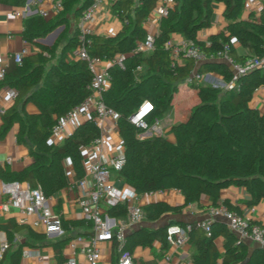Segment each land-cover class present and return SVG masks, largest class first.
I'll return each instance as SVG.
<instances>
[{"label":"trees","instance_id":"16d2710c","mask_svg":"<svg viewBox=\"0 0 264 264\" xmlns=\"http://www.w3.org/2000/svg\"><path fill=\"white\" fill-rule=\"evenodd\" d=\"M27 0H0L15 9L25 7ZM62 4L61 13L53 20L41 15L24 19L23 38L37 45L39 52L26 56L21 65L11 61L4 83L18 91L16 101L2 114L3 126L0 138L19 122V143L30 141L31 164L19 173L0 169V180L21 181L32 188H39L46 198L74 185L68 179V170L74 181L84 175L81 148L99 137L100 130L93 117L83 122L61 144L49 143V136L58 119L90 94L92 80L87 64L80 60H60L46 71V65L54 56L56 45L46 47L37 44L58 23H65L68 14L83 0H56ZM85 3L76 11L82 15L90 4ZM247 0H176L173 8L160 21L155 35L156 50L136 52L137 44L146 37L143 22L154 10L157 0H116L113 14L123 25L122 30L111 37L93 35L89 54L113 62L123 55L122 65L113 62L108 67L110 86L102 94L106 105L119 113V134L124 144L125 163L116 177L126 183L136 195L176 190L184 198L183 206H172L163 201L150 202L143 209L146 221H157L166 213L178 214L188 205L200 204L203 197L210 207L225 206L242 214L229 200H221V192L231 187L243 188L250 196L245 204L258 205L264 199V112L250 105L255 92L264 87V68H256L235 79L233 71L221 60L196 64L193 59L182 57V64H175L170 51L165 48L174 34L185 41H193L208 55L216 54L228 46L229 55L236 62L264 55V9L259 15L250 12L243 18ZM264 5V0H262ZM224 6L225 29L213 34L208 41L198 38L199 32L209 28L214 15V5ZM134 14L132 18L131 14ZM76 45V30L72 35ZM238 48L247 54H238ZM141 67V70L138 68ZM216 75L225 84L234 82L225 92L212 84H201L194 74ZM188 83L196 89V102L188 110L186 119L171 128L175 139L153 136L139 139L142 129L130 121L145 101L153 105L148 121L162 119L173 107V99L180 86ZM34 104L37 112L26 110ZM20 110V113L18 112ZM112 217H125L126 208L118 204L106 209ZM64 232L83 225V221L64 220ZM252 224H258L250 221ZM198 222L189 223L188 243L192 264H264V250L251 247L239 240L220 220L210 225V235ZM187 223H181L186 225ZM261 225V224H259ZM90 226V225H89ZM262 226V225H261ZM264 227V225H263ZM25 226L10 220L0 226L9 239L15 231ZM166 228L148 230L140 228L127 236L126 247H151L155 241L162 245V254L168 248ZM34 240L46 239L45 234L29 229ZM223 240V252L216 241ZM70 238L64 237L52 244L58 264H64L63 250ZM27 242L14 246L9 242L6 253L8 264H21ZM0 264H4L3 261ZM6 264V263H5Z\"/></svg>","mask_w":264,"mask_h":264},{"label":"built area","instance_id":"2783aa9c","mask_svg":"<svg viewBox=\"0 0 264 264\" xmlns=\"http://www.w3.org/2000/svg\"><path fill=\"white\" fill-rule=\"evenodd\" d=\"M41 0H27L25 7L14 9L13 13L21 19H26L32 15H41L49 18L52 14L58 16L62 11L60 1L52 2L48 9L33 10L32 5ZM116 0H91L90 4L83 11L76 24V45L74 47L75 60L83 61L92 74L89 85L90 94L79 105L74 106L70 111L58 119L51 130L49 143L54 145L61 144L69 137L83 122L93 117L100 130L99 137L91 143L81 148L84 175L81 179L74 181L70 188H77V195L74 203L82 212L84 221L91 227V233L87 236L78 235L71 238L66 244L67 255L64 264H83L80 263L78 256L84 257V264H99L101 260V244L104 242L116 243L119 253L117 264H135L133 252L126 247L127 236L130 232L142 225L145 220V212L141 205V197L145 199H156L163 192L136 195L132 188L126 186L120 188L113 180V173L119 172L124 163V144L119 135L118 119L119 113L108 107L103 100L102 94L110 86V75L108 67L113 63L122 65L123 55H118L111 62L99 56L89 54L91 37L95 35L91 23L104 2L113 5ZM254 2V4H253ZM176 0H157L153 10V15L159 22L167 15L168 11L174 7ZM253 4V5H252ZM252 5L255 12L250 10ZM246 10L259 15L264 9L262 0H247ZM149 20V17L146 21ZM155 33L146 34L145 40L139 42L135 49L136 52H153L156 50L154 43ZM25 46L16 53H0V83H4L7 76V69L11 61L21 65L24 57L30 53L29 43L24 40ZM165 48L170 51L171 58L175 64H182V57L190 58L196 64L206 61L221 60L228 64L233 71L235 79L256 68H264V55L262 57H251L244 62H236L228 53V46L215 55H208L203 52L193 41H182L173 43L171 40L166 42ZM141 70V67L138 68ZM210 75V74H209ZM209 75L194 74L193 79L198 82L205 81ZM217 81H221L220 78ZM187 79L186 83H190ZM225 84V83H224ZM227 85V84H225ZM234 82L227 85L232 89ZM216 86V85H214ZM218 87V86H217ZM18 98V91L8 85L0 87V115L4 114L6 105L13 104ZM153 105L145 101L142 106L130 116V121L142 129L139 139H147L153 136H166V131L160 119L152 122L148 121ZM6 162L11 164L12 157H7ZM68 179L71 180L74 174L68 170ZM1 193L5 201L0 203V214L16 209L23 218L24 222L32 227H42L46 235L61 236L64 234L62 217L55 213L39 188H32L29 184L21 181H1ZM118 204L126 208L125 217H112L106 209ZM215 220L225 222L227 228L241 241L249 242L264 250V227L259 224H252L251 219L239 214L236 211L227 209L221 205L213 207L208 217L200 221L198 225L210 235V225ZM190 224H170L166 228V240L170 248H179L188 241V232L191 230ZM9 249L8 243H3L0 247V261L5 252ZM23 256H28L29 251H23ZM42 259L39 254L35 255ZM166 261L170 260L167 254Z\"/></svg>","mask_w":264,"mask_h":264},{"label":"crops","instance_id":"0c3cea01","mask_svg":"<svg viewBox=\"0 0 264 264\" xmlns=\"http://www.w3.org/2000/svg\"><path fill=\"white\" fill-rule=\"evenodd\" d=\"M56 0H41L32 5L33 10L38 9H48L52 2ZM81 2L79 6H76L71 13L68 14V20L65 23H58L49 32H47L41 38H38L37 44L46 47H53L56 45V50L54 60H49L46 65V71L52 64L58 63L60 60L71 61L75 60L74 44L72 41V35L76 30V24L78 22V17H76V11L85 3ZM134 4H138L140 0H133ZM260 1V0H259ZM15 8L11 4L0 3V53H16L23 49L25 46L23 31H24V20L17 17L13 12ZM250 10H246L244 7L243 18L246 19L249 15ZM224 6L222 4L214 5V15L212 19V24L209 28H205L199 32L198 38L201 41L207 42L209 37L213 34L220 33L225 29L226 22L223 18ZM132 18L134 14H131ZM57 16L52 14L48 20H53ZM147 20V19H146ZM143 22V27L148 33L158 34L159 32V22L153 15V11L149 15V20ZM95 35L102 37L116 36L123 28L120 20L113 14L112 5L108 2H104L99 10L96 12L95 17L91 23ZM173 43L177 44L185 41L180 35L174 34L171 39ZM30 53L27 56L34 55L39 52L37 45H31L29 43ZM248 52L243 48H238V54H247ZM219 79L216 75L210 74L205 82L201 84H210L213 80ZM187 84V83H185ZM184 85V84H183ZM182 86V85H181ZM181 88V87H180ZM179 88V89H180ZM254 108L259 109L264 112V87L258 89L250 103ZM11 104L6 105V109L9 108ZM26 110L30 113L37 112V108L34 104L30 103L26 106ZM20 113V110H18ZM21 114V113H20ZM167 114V113H166ZM165 114V115H166ZM188 111L185 114H181V117L176 122H171L169 119L164 117L161 119L162 125L166 131V138L174 141L175 137L171 133V128L186 119ZM3 126L2 115H0V130ZM20 132L19 122L13 123L12 127L7 131V133L0 138V169H8L11 173H19L26 169L32 162L30 156V141L25 137V143H19L17 141L18 134ZM120 135V134H119ZM7 157H12L13 162L11 164L6 162ZM112 178L116 181L117 186L120 188H125L128 186L122 180L117 179L116 173H113ZM71 183L74 182V177L70 180ZM1 184V180H0ZM77 195V188H68L62 190L55 194L53 197L49 198V204L64 220L69 222L83 221V225L78 227H73L70 231L64 232L61 236L46 235L42 227H32L29 223L24 222L20 213L11 208L9 212L0 214V226L6 225L10 220L16 222L20 225L25 226L20 231H15L9 236L6 231L0 229V247L3 243L11 242L14 246L27 242L28 245L23 249V251L28 250L29 255L23 256L21 264H58L55 251L52 244L56 241L61 240L64 237L73 238L78 235L87 236L91 233V227L84 221L82 212L74 203V199ZM229 200L233 205L237 206L242 215L255 221L258 224L264 225V199L256 206L249 207L245 204V201L250 199L249 194L243 188L231 187L229 189L223 190L221 192V200ZM5 201V197L1 193L0 186V203ZM163 201L172 206H183L184 198L176 190H169L163 192V194L156 197V199H145L141 197V205L144 207L150 202ZM209 199L206 197L202 198L200 204H191L182 209L178 214L166 213L157 221H146L142 223L140 228H146L148 230H156L158 228H165L169 224H181L203 221L208 217L210 210ZM222 221V220H220ZM224 224L225 222L222 221ZM226 225V224H225ZM29 229H33L35 232L40 234H45L46 239L44 240H34L29 236ZM135 229V230H137ZM133 230V231H135ZM132 231V232H133ZM130 232V233H132ZM129 233V234H130ZM128 234V235H129ZM251 247L255 246L247 242ZM217 247L220 252H223V240L221 238L216 241ZM257 247V246H255ZM162 245L159 241H155L151 247H137L132 252L134 255L135 264H192V253L193 250L190 244L187 242L185 245L179 248H168L162 254ZM9 250V249H8ZM7 250V251H8ZM5 252L1 261L8 264V258ZM23 254V252H22ZM39 254L42 259L37 258L35 255ZM170 256V260L166 261V255ZM67 250L66 247L63 250V257L66 258ZM119 253L116 249V243L114 242H104L101 244V260L99 264H117ZM80 263H85L84 257L82 255L78 256ZM0 261V262H1Z\"/></svg>","mask_w":264,"mask_h":264},{"label":"rangeland","instance_id":"374dc122","mask_svg":"<svg viewBox=\"0 0 264 264\" xmlns=\"http://www.w3.org/2000/svg\"><path fill=\"white\" fill-rule=\"evenodd\" d=\"M252 5L249 8L250 10L255 12V9H253ZM50 60L52 61L54 60V58H50ZM210 84L218 86L223 90V92L229 90L228 86L221 81L213 80V82H211ZM180 87L181 88L176 92L174 96L173 107L165 115V118L169 119L171 122H176L177 120H179L181 114H185L196 102V89L194 86L184 84Z\"/></svg>","mask_w":264,"mask_h":264},{"label":"water","instance_id":"95a60500","mask_svg":"<svg viewBox=\"0 0 264 264\" xmlns=\"http://www.w3.org/2000/svg\"><path fill=\"white\" fill-rule=\"evenodd\" d=\"M208 75H209V74H208ZM208 75H207V76H208ZM216 87H217V86H216ZM168 225H169V224H168ZM168 225H167V226H168Z\"/></svg>","mask_w":264,"mask_h":264}]
</instances>
